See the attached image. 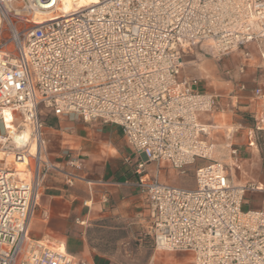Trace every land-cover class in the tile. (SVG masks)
Returning <instances> with one entry per match:
<instances>
[{
	"label": "built area",
	"instance_id": "1",
	"mask_svg": "<svg viewBox=\"0 0 264 264\" xmlns=\"http://www.w3.org/2000/svg\"><path fill=\"white\" fill-rule=\"evenodd\" d=\"M61 2L0 0V264H83L29 234L48 175L71 180L70 170L81 167L69 150L61 152L63 168L46 157L47 115L116 125L143 156L135 173L154 250L191 252L194 264H264V210H242L255 187L231 183L199 120L213 113L217 93L181 77L183 56L199 45L215 57L241 51L243 76L245 47L264 43V0L74 1L68 12ZM259 58L251 93L264 101V50ZM244 91L241 81L237 92ZM239 130L233 125L226 135ZM198 161L192 188L156 177L163 163L184 175ZM150 162L153 180L143 178Z\"/></svg>",
	"mask_w": 264,
	"mask_h": 264
},
{
	"label": "crops",
	"instance_id": "2",
	"mask_svg": "<svg viewBox=\"0 0 264 264\" xmlns=\"http://www.w3.org/2000/svg\"><path fill=\"white\" fill-rule=\"evenodd\" d=\"M261 50L264 43L245 47L251 57L245 74L226 92H216L213 113L199 117L231 183L255 187L245 191L242 210H264V101L251 93L259 80ZM241 81L246 91L237 92ZM43 119L46 157L63 168L61 152L69 150L81 167L70 170L71 180L58 171L48 175L29 226L31 238L60 247L83 264H194L191 252L153 249L147 235L151 213L135 173V164L144 158L127 145L118 126L52 115ZM229 125H239L241 131L229 137L224 131ZM228 145L236 149L234 157ZM148 164L143 178L153 180L156 166L150 176ZM164 175L159 170L156 177L170 184L161 180Z\"/></svg>",
	"mask_w": 264,
	"mask_h": 264
},
{
	"label": "rangeland",
	"instance_id": "3",
	"mask_svg": "<svg viewBox=\"0 0 264 264\" xmlns=\"http://www.w3.org/2000/svg\"><path fill=\"white\" fill-rule=\"evenodd\" d=\"M76 1L77 6L88 5L95 0H66L65 12H68ZM202 46H197L193 48L191 52L186 53L183 58V64L181 69L182 78L196 79L198 82V87L201 90L208 92H226L231 86H234L236 82L240 79V75L237 72V67L242 61L241 51H234L228 55L215 57L208 54V50ZM204 48V52L199 50ZM11 119L13 122L19 120L18 113H12ZM243 122L248 123L245 118ZM233 125L224 127V131L229 130ZM1 131V125H0ZM239 130L238 132H240ZM237 132V133H238ZM234 133L233 135L237 134ZM216 153H214V157ZM201 163L200 161L196 164L187 167L184 175L176 173L167 164H162L160 166L161 173L165 174L161 176V180H168L171 185L178 187L192 188L194 186V167ZM145 171L152 176L154 174V163L150 162ZM163 177V178H162Z\"/></svg>",
	"mask_w": 264,
	"mask_h": 264
},
{
	"label": "bare ground",
	"instance_id": "4",
	"mask_svg": "<svg viewBox=\"0 0 264 264\" xmlns=\"http://www.w3.org/2000/svg\"><path fill=\"white\" fill-rule=\"evenodd\" d=\"M61 7H62V10L65 12V5H66V0H62L61 2ZM5 121L8 122L9 121V116H5ZM19 169H21V166H18Z\"/></svg>",
	"mask_w": 264,
	"mask_h": 264
}]
</instances>
